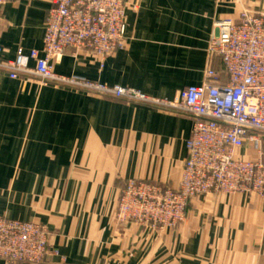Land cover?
<instances>
[{
  "label": "crops",
  "instance_id": "obj_1",
  "mask_svg": "<svg viewBox=\"0 0 264 264\" xmlns=\"http://www.w3.org/2000/svg\"><path fill=\"white\" fill-rule=\"evenodd\" d=\"M122 49L101 58L67 49L54 70L171 101L201 85L213 21L264 0H126ZM50 0L0 7L2 60L21 47L41 50ZM33 64V62H32ZM193 118L145 103L103 97L0 69V217L48 228L56 253L39 262L0 264H264V201L256 194L191 198L172 229L116 223L129 180L179 186ZM264 160V136L261 139ZM240 154L254 159L247 143Z\"/></svg>",
  "mask_w": 264,
  "mask_h": 264
},
{
  "label": "built area",
  "instance_id": "obj_2",
  "mask_svg": "<svg viewBox=\"0 0 264 264\" xmlns=\"http://www.w3.org/2000/svg\"><path fill=\"white\" fill-rule=\"evenodd\" d=\"M8 0H0V7ZM43 46L11 60L0 59L9 77H34L90 94L166 108L193 118L179 186L129 180L121 191V221L172 227L184 220L190 198L208 193L256 194L264 201V11L241 7L236 19L216 18L208 52L221 61L226 82L211 67L205 81L184 88L179 97L153 99L131 88L59 74L54 61L67 49H89L104 58L125 45L126 0H50ZM3 50L0 47V56ZM33 62V64H32ZM250 145L254 159L240 150ZM48 228L38 222L0 217V258L8 263L39 262L57 251Z\"/></svg>",
  "mask_w": 264,
  "mask_h": 264
},
{
  "label": "rangeland",
  "instance_id": "obj_3",
  "mask_svg": "<svg viewBox=\"0 0 264 264\" xmlns=\"http://www.w3.org/2000/svg\"><path fill=\"white\" fill-rule=\"evenodd\" d=\"M166 186H167V185H166ZM168 187H169V186H168ZM192 198H193V197H192ZM190 199H191V198H190ZM190 199H189V200H190ZM118 206H119V202H118ZM118 206H117V209H116V216H115V218H116V220H115L116 223H119V224H120V223H136V224L138 223V222H135V221H121V219L117 216ZM9 219H10V218H9ZM182 221H183V220H182ZM182 221H180V222H182ZM180 222H179V223H180ZM139 224H140V223H139ZM143 224H144V225H147V226L150 227L151 229H160V228H161V226H158V227H156V228H155V227H152V226L150 225V223H148L147 221H144ZM177 224H178V223H176V224H175L174 226H172V227H168V226H167V227H163V228H168V229L170 228V229H172V228L176 227Z\"/></svg>",
  "mask_w": 264,
  "mask_h": 264
}]
</instances>
